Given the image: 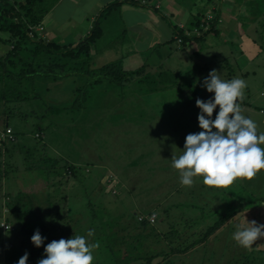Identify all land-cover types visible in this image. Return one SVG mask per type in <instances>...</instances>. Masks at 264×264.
I'll return each instance as SVG.
<instances>
[{
	"label": "rangeland",
	"instance_id": "374dc122",
	"mask_svg": "<svg viewBox=\"0 0 264 264\" xmlns=\"http://www.w3.org/2000/svg\"><path fill=\"white\" fill-rule=\"evenodd\" d=\"M140 5L151 6V4ZM113 6L103 18V22L109 21L105 24L109 32L114 29V19L109 15ZM259 6L264 7V2L259 3ZM151 7H158V5ZM213 11L214 8L208 10L214 14ZM117 17L119 16L116 15L115 18ZM198 18L199 15L195 13L192 19L195 21ZM129 20L133 21L132 17ZM219 21L221 24L222 19ZM231 22L232 20L226 23L222 22L224 26L227 25L226 27L222 26L223 34L211 33L212 31L208 30L206 34L211 33L209 36L214 44L204 48L202 42H193L192 44L197 47L194 50H199L198 48L202 47L201 52L206 58L212 48H218L215 37L225 35L234 38V35H237L236 25L234 23V27L230 26ZM179 24L181 23L174 25V33L182 30ZM257 27L248 29L249 31L246 30L257 38L261 48L259 56L257 58L255 56V59L250 62L245 60L237 50L240 44L227 42L226 45H221V49H226V52L231 51V55L228 54L229 59L223 67L225 76L222 74L221 78L226 80L242 78L247 82L244 98L241 101L243 112L257 122L258 132H264V38L260 36ZM192 28V25H184V29H189L190 35L194 33ZM82 29L69 28L64 29L62 33H59L60 30L56 31L55 34H61L62 37L71 39L72 36L79 35ZM128 35L121 34L118 37L119 41H123ZM41 37L43 36L41 35ZM106 37L111 38L112 34L109 33ZM9 39L10 34L0 30V58L10 47ZM123 42L126 47L128 39L125 38ZM175 42L177 43V41ZM189 47L186 49L188 50ZM191 47L193 48V46ZM138 55L140 54L138 53ZM157 58L156 53L152 50L145 54L143 59L137 56L136 60H142L141 65L144 63L152 65L161 62L157 61ZM198 59L201 61V58ZM181 60L179 68L183 69V77L179 78L180 85L173 82L162 87V84L157 83L155 86H161L163 89L156 91L155 88L148 90L154 85L151 86L145 80L139 84L127 83L125 87L133 88L135 94L129 95L126 101L117 100L115 95L117 90L122 92V88L116 90L115 85L108 87L105 82L96 83L90 95L91 100L86 103L87 106H92L89 103L94 102V108H89L82 119L80 118L82 112L78 108L79 105L74 107V111L69 110L68 107L73 101L65 104V108H61V110L58 106L49 105L51 108H59V110L41 115V112H38L33 102L29 100L18 101L15 102L16 104L5 99L0 100V128L8 127L7 120L9 126L15 130L14 133L17 132L14 134L12 130L14 139L17 138L19 144L15 147L17 141L14 144L10 143L13 152L9 155L0 154V225L1 222L8 225V228L0 226V264H17L18 259L26 251L30 254L28 264H35V258L31 255L33 247L22 246L24 237L20 233L19 223L15 225L8 221V217L14 218V214H11L8 206V194L20 190L35 196V201L39 204L45 196L43 189L46 186V181L43 180V177L36 170L26 171L27 164L22 151L27 146L34 147L35 151L38 149L36 153L40 152L41 156L57 158L52 163V171L49 173L62 184L61 191L66 192L68 201L74 204L73 209L78 210L74 215L77 220L80 218V221L86 223V219H89L88 212L84 208L87 201H91L94 206L103 205L109 211L108 214L121 217L118 222L119 226H124L128 221L125 214L135 210L144 214L156 215L153 224L157 235L143 240L140 246L141 256L146 259L148 255L154 254V256L143 264H241V254L251 247H241L232 238L236 224L246 226L247 217L245 218L240 213H231L225 225L215 231L204 243L191 247L181 254H169L170 251H168L170 242L173 246L186 245L203 233L214 216L205 220L202 215L209 214L213 210L225 209L226 202L231 199L237 203L254 196L262 199L261 204L264 207V170L258 172L251 179L237 178L232 185L226 188L207 186L203 184L202 177L194 178L195 183L191 187L180 184L179 171L171 167V158L181 154L187 134L200 131L197 121L199 109L195 106V99L201 95L195 84L196 82L198 84V76H193L194 79L190 77L189 68L184 66L190 60L186 62ZM133 61H135L134 58ZM137 65H132L126 70H134L137 67L133 66ZM150 70H145L149 71L148 79H146L158 82L159 72H155V74L154 70ZM86 79L84 77L83 81L86 82ZM40 84L44 86L45 81ZM104 88L107 91L105 94H103ZM127 93H129L128 89ZM205 93H207L205 99L207 100L212 94L207 91ZM42 96H44V92H42ZM133 101L137 104L133 105L134 107L132 106ZM103 102L109 106H103ZM249 102L250 104L245 106ZM135 107H137L136 112ZM143 111L147 112L149 116H155L154 119L139 124L140 113ZM216 111H214L213 117H215ZM44 112H46L45 109ZM129 116H133V120L137 119L138 121L133 123L128 118ZM67 121L68 123H66ZM74 126L77 127H75V131L71 129ZM81 126H83L82 130H88V139L85 138L86 136L77 137L74 134V132L78 133ZM59 156L64 158L61 159ZM32 157L30 162L34 163L38 157L34 153ZM2 161H6L12 166L11 169L8 168V174L3 179L6 164ZM72 163L76 164L75 170L65 174L66 167ZM235 191L237 194H234ZM187 202L194 203L198 208L193 206L177 208L179 204ZM43 206H45V202ZM32 211L34 212V210ZM32 217L30 213L28 216L23 214L18 218L27 224ZM172 230H178L179 235L169 234ZM124 234L126 235L124 239L129 242L132 237H129V234ZM123 247L125 245H122ZM162 248L167 252L163 255H155ZM96 253L95 250L96 260L101 259ZM140 263L142 261L130 264Z\"/></svg>",
	"mask_w": 264,
	"mask_h": 264
},
{
	"label": "trees",
	"instance_id": "16d2710c",
	"mask_svg": "<svg viewBox=\"0 0 264 264\" xmlns=\"http://www.w3.org/2000/svg\"><path fill=\"white\" fill-rule=\"evenodd\" d=\"M58 1L59 0H0V30L10 34V47L0 58V100L5 99L14 104L18 101L23 102L29 100L33 102L35 109H37L38 112L40 111L41 115L49 111H58L59 108H51L45 103L44 97L42 96L44 86L40 83L73 75L81 78L86 77L87 79L84 86L79 89L71 106L68 107L70 111H74V107L79 105L78 108L81 109L82 112L80 118L82 119L90 108L86 103L88 100H91L90 95L92 91L86 89L92 87L96 83L105 82L108 87L115 85L117 90V88H120L119 83L121 84L124 82L127 84L134 82V80L140 82L145 80L147 83H150L151 86L154 85L150 88L148 87V90H153L154 88L156 90L159 87L155 86L157 83L162 84L163 87L167 84L176 82V75L167 72L165 69H160L158 73V82L152 79L147 80L148 73L146 74L145 71L147 67L146 63L134 70H124L121 58L101 67L91 68L90 50L101 35V27L99 26L98 20L89 33L75 44L61 45L54 41H46L40 37H31L29 34L30 27L42 22L43 17ZM258 1L264 2V0ZM129 2L140 5L132 0H129ZM149 4L148 1L147 5ZM112 5L105 7V9L100 12L99 16L104 17L111 9ZM254 14L258 21L257 30L260 36L264 38V13L257 10ZM205 18L206 15L201 19L198 18L192 26H199L201 22H205ZM218 24V17L215 16L214 19L209 22V32L212 31L217 33ZM206 32H204L203 35L193 37H188L183 32H180L179 36L183 39L182 44H185L187 40L203 37ZM127 89L129 93H127ZM105 90H103V94L107 92ZM134 94L135 92H133L131 87H125L122 92L117 90L115 93L119 100H126L129 95ZM133 105L137 104L133 101L132 106ZM103 106L109 105L104 104ZM44 109L46 112H44ZM136 109L137 107H135V112ZM144 112L145 111H143V113ZM109 114L111 115L112 113ZM66 123H68V121ZM75 127L76 126L71 129L75 131ZM82 127L83 126L80 127L78 133L74 132L77 137L86 136V134H82L85 133ZM15 141H17V138L14 141H9V143L2 142L0 144V154L9 155V153L13 152L10 143L14 144ZM17 146H19L18 141L15 147ZM37 151L34 150V147L27 146L22 152L24 153L25 163L27 164L26 171L32 172L36 170L38 174L43 177V180L46 181V186L43 189V192H45L43 201L40 202V204L36 203L35 196L26 192H21L20 190L16 191V194H8V206L11 210V214H14V216L12 215L14 218L8 217V221L15 225L19 223L21 228L20 233L24 237L22 246L33 247L31 255L35 258V264L43 254V247L36 248L30 241V237L37 229H39L43 236L47 237L46 243L52 240H59L60 238L67 239L72 235L86 236L89 229L94 230V235L88 237V240L98 244L95 250L97 251L96 255L101 259L96 260L95 264H130L137 261H142L140 264H143L147 262V260H151L154 254L148 255L146 259L141 256L140 253L142 252L140 247L142 241L157 235V230L153 224L155 221L151 223L148 219L150 214H144L143 212L135 210L132 213L125 214L128 221H126L124 226H119L118 222L121 217L113 216L110 213L108 214L109 211H107L103 205L94 206L91 204V201H87L88 203L84 205V208L88 212L89 219H86V223L80 221V218L77 220L74 215L78 210L73 209L74 204L68 201L66 192L61 191L62 184L56 181L55 177L49 173L52 171V163H54L57 158L41 156L40 152L36 153ZM33 153L38 157L35 159L34 163L30 162V159L33 158ZM63 158L61 157V159ZM2 163L6 164L4 176L2 177L3 179L7 176L12 166L6 161H2ZM72 165L66 167L65 174L75 170L76 164L72 163ZM234 194H237V192L235 191ZM261 201L262 199L254 196L248 197L247 199L245 198L243 202L237 203L231 199V201L226 202L225 209L213 210L209 214H203L202 217L205 220L214 216L212 222L206 226L203 233L186 245L173 246L170 242V246L168 247V251H170L169 254H181L191 247H196L204 243L215 231L225 225L231 213H240L243 214L245 218L247 217L248 221L255 220L258 224H264V207H262ZM44 202L45 206H43ZM184 206L198 208L197 205L189 202L181 203L177 208ZM200 208L202 209L201 206ZM32 210H34V212ZM30 213L33 217L27 224H25V221L23 222L18 218L23 214L28 216ZM127 230L128 232H126ZM124 233L132 237L129 242L124 239L126 236ZM169 234L177 236L179 235V231L172 230ZM122 245H125L126 248H122ZM166 252L167 251L162 248L155 253V255H163ZM146 253L145 251V255ZM240 259H242L241 264H264V238L254 242L253 247L243 252Z\"/></svg>",
	"mask_w": 264,
	"mask_h": 264
},
{
	"label": "crops",
	"instance_id": "0c3cea01",
	"mask_svg": "<svg viewBox=\"0 0 264 264\" xmlns=\"http://www.w3.org/2000/svg\"><path fill=\"white\" fill-rule=\"evenodd\" d=\"M149 1L151 6L158 5V7H143L141 5L131 3L129 0H59L43 17L42 22H40L43 26L41 35L46 41H55L61 45L75 44L89 33L95 22L98 20L99 26L101 27V35L92 45L90 50L91 68L94 69L101 67L119 58L122 59V66L124 70L136 64L138 65L133 67H139L143 61L140 59L136 60L137 56H140L143 59L145 54H148L150 51L154 50L156 56L158 57L157 61L161 62H156L152 65L148 64L146 69L154 70V73L159 72L160 69H165L167 72L176 75L175 83L180 85L181 83L179 82V78L183 77V69L179 68L182 63L181 59H183L185 62L190 60L186 64L184 62V66L189 68L188 74L190 77L198 76V84L197 82L195 83L197 90L201 92V95H199L198 98L204 100L207 97V93H205L206 90L200 86L203 78L206 77L212 69L220 71L219 74H223L225 76V69H223V67H225L224 63L229 59L228 54L231 55V51L228 50L226 52V49H221V45H226L227 42L240 44L237 50L248 62L255 59V56L257 58L261 53V48L259 47L260 43L257 41V38L253 37L246 30H250L255 26L257 27L258 21L255 18L254 12L258 10L264 13V7L259 6V3H262L263 1ZM112 4L114 6L109 15H111V17L114 19V29L113 31L109 32L108 28L105 26V24L109 23V21L107 20L106 22H103V18H105V16L101 17L99 15L103 8ZM212 8H214L213 12L215 15L219 19H222V22L224 21L226 23L232 20L233 23L231 22L230 26L234 27L236 25L235 32L237 35L235 34L234 38L225 35L215 37V40L218 44V50L212 48L210 50V54L205 58L201 52L202 47L198 48L200 51L194 50V48L197 49V47L192 43L202 42V46L206 48L214 44L209 36V34L214 32L205 34L199 39L187 40L185 44L180 45L175 42L174 25L177 23H183L186 26L193 25V23L196 21L192 19L195 13L198 14L199 19H201L206 13H208V10H211ZM191 13L193 14L191 15ZM116 15L119 17L115 18ZM131 17L133 21L129 20ZM222 22L217 26V34L224 33L221 31L223 28L222 26H224ZM234 23L235 25H233ZM69 28L83 29L79 35L72 36L71 39L62 37L61 34H55L56 31L60 30L59 33H62L64 32V29ZM109 33L112 34L111 38L106 37ZM121 34H129L125 38L128 39V42H126L127 46L131 45L130 47H125V43L123 42L125 38L123 41H119L118 37ZM116 36L118 41H116ZM188 46L190 47L187 50L186 48ZM191 46H193V48ZM129 48L131 49L128 50ZM138 53L140 55H138ZM133 58L135 61H133ZM198 58H201V61ZM139 82L140 81L134 80L132 83L139 84ZM84 84L85 81H83V78L74 75L58 80H47L44 84V101L48 106L54 105L62 108L65 106V104L73 101L79 89L84 86ZM125 84L126 83L124 82L121 84L119 83V87L124 90ZM94 87L95 84L90 88L88 87L86 90L93 91ZM105 89L106 88H104V90ZM159 89L162 90L163 88L159 86L156 91ZM117 100H119L118 97ZM89 101L90 100L87 102ZM102 104L104 105L106 103L103 102ZM248 104H250V102L245 106ZM89 105L92 106L88 107L94 108V102L89 103ZM145 113L147 112L140 113L139 124L142 122H147L149 119H154L155 116H149L148 113L143 115ZM128 118L132 120L133 123L138 121L137 119L133 120V116H129ZM6 122L8 127L11 128V126H9V122L7 120ZM4 129L0 128V132L4 131ZM11 129L13 132L15 131L13 128ZM85 133V138L88 139V130L85 131ZM6 143L8 142L6 141Z\"/></svg>",
	"mask_w": 264,
	"mask_h": 264
},
{
	"label": "clouds",
	"instance_id": "9594fccd",
	"mask_svg": "<svg viewBox=\"0 0 264 264\" xmlns=\"http://www.w3.org/2000/svg\"><path fill=\"white\" fill-rule=\"evenodd\" d=\"M219 73L212 69L200 85L212 95L207 100H195L200 131L187 134L181 154L171 158V167L179 171L180 184L185 187L202 177L207 186L226 188L237 178L251 179L264 170V132H258L257 122L245 115L241 106L247 82L242 78L222 79ZM93 235L94 230L89 229L86 236L72 235L46 243L47 237L35 230L30 241L36 248L43 247L36 264H95L98 244L88 240ZM232 238L239 246L250 248L264 238V224L246 219V226L235 225ZM29 255L26 251L17 264H28Z\"/></svg>",
	"mask_w": 264,
	"mask_h": 264
},
{
	"label": "built area",
	"instance_id": "2783aa9c",
	"mask_svg": "<svg viewBox=\"0 0 264 264\" xmlns=\"http://www.w3.org/2000/svg\"><path fill=\"white\" fill-rule=\"evenodd\" d=\"M135 3L138 4H147L148 1L147 0H132ZM215 13L212 14L210 12H208L206 14V18H205V22H201L199 26L193 27L192 29H194V33L192 35H190L191 33L188 31L189 29H184V24L181 23L179 24L180 28L182 29L181 31H178L175 33V41H177L178 44L182 43V37L179 36L180 32H183L186 36H200L203 35L204 32L209 30V22L210 20H213L215 17ZM220 19L218 18V22ZM43 30V26L41 23L36 24L34 26L30 27V31L29 34L31 37L33 38H43L41 37V31ZM14 140V136L12 133V129L10 127H7L4 131L0 132V143H2L3 141H13ZM148 219L151 223H153L156 219V215L155 214H150L148 216ZM4 222H1V225H3ZM5 228H8V225L5 224L4 225Z\"/></svg>",
	"mask_w": 264,
	"mask_h": 264
}]
</instances>
